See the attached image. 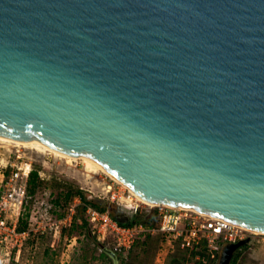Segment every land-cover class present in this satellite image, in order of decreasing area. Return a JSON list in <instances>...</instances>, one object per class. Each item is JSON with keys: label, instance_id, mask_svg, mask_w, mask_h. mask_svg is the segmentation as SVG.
<instances>
[{"label": "water", "instance_id": "water-1", "mask_svg": "<svg viewBox=\"0 0 264 264\" xmlns=\"http://www.w3.org/2000/svg\"><path fill=\"white\" fill-rule=\"evenodd\" d=\"M0 138L264 233V0H0Z\"/></svg>", "mask_w": 264, "mask_h": 264}, {"label": "rangeland", "instance_id": "rangeland-1", "mask_svg": "<svg viewBox=\"0 0 264 264\" xmlns=\"http://www.w3.org/2000/svg\"><path fill=\"white\" fill-rule=\"evenodd\" d=\"M26 166L31 167V171H38L44 181L42 189L35 196L27 194L21 204L16 198L11 199L8 189L13 191V188L20 185L26 186L27 192L28 178L22 174L18 180L11 182L12 185H6L18 168ZM66 184L82 190L88 200L97 204L106 206L107 203L131 215L135 214L137 209V214L143 220L155 213L153 204L139 201L106 173L89 168L83 159L69 161L51 151L39 150L34 146L0 141V201L3 196L7 200L4 217L10 225L18 226L19 220L29 214L28 232L8 240L0 238V264H114L110 257L107 259L102 255V245L116 252V242L113 238L99 240L91 225L88 226L91 238L83 234L80 228L73 237L63 235L62 229L71 226L82 202L80 198H76L65 217H59L63 210L56 208L53 201L60 192L58 186ZM114 194L117 196L115 200ZM112 216L115 218L113 214ZM82 217L88 219L86 213H82ZM82 224L83 220L79 218L77 225ZM243 236L245 240L251 238V242L247 244L248 249L243 251L238 264H264V233L244 231ZM162 243L154 244L148 252H145L142 246L132 255L121 252L125 261L121 262L118 256V264H168L174 255H186L189 261L187 264H193L194 260H197H193L190 251L182 249L179 243L175 248H171L170 244L162 246ZM224 248L225 246L221 248L219 256Z\"/></svg>", "mask_w": 264, "mask_h": 264}, {"label": "built area", "instance_id": "built-area-1", "mask_svg": "<svg viewBox=\"0 0 264 264\" xmlns=\"http://www.w3.org/2000/svg\"><path fill=\"white\" fill-rule=\"evenodd\" d=\"M31 172L29 166L18 168V171L7 182L6 186L9 187L11 182L18 180L22 174L29 178ZM17 183L16 185H18ZM8 191L11 199L16 198L18 202L23 204L27 195L26 186L20 187L19 185V187L13 188V191L11 189H8ZM116 197V194H114L113 200ZM0 203H2L0 206V238L8 240V238L18 234L22 236L23 233L17 231V226L10 225L4 217L7 205L4 196L1 198ZM152 207L155 208L154 211L158 217V226L151 229H148L142 222L122 224L109 211L100 212L92 206L87 208L86 214L98 239L113 238L118 249L124 253H128L138 238L146 232L161 235L163 238L162 246L170 244L171 248H175V245L179 243L182 249L193 251L198 250L201 244L206 241V247L210 252L220 253L222 247L245 240L243 232L248 231L243 227L227 223L224 219L203 215L191 209L175 208L167 205ZM137 211L136 209L134 213L138 216Z\"/></svg>", "mask_w": 264, "mask_h": 264}, {"label": "trees", "instance_id": "trees-1", "mask_svg": "<svg viewBox=\"0 0 264 264\" xmlns=\"http://www.w3.org/2000/svg\"><path fill=\"white\" fill-rule=\"evenodd\" d=\"M43 181L44 180L41 178L39 172L36 170H32V172L28 178V182H27V194H28V196L29 195L35 196L38 193V191H40L42 189ZM58 189L60 190V192L53 202H54V205L56 208L63 210V212L59 215L60 218L65 217L66 213L70 210L71 205L73 204V202L76 198H80L82 201L81 204L78 206L77 214L74 216V219L71 223V226L69 228H65V229L63 228L62 229L63 235L64 236L67 235L68 237H73V234L76 233L78 228H80L83 230L82 231L83 234H85L87 237L91 238L92 236L90 234V228L88 227L91 224L88 221V219L85 220V218L82 217V213L83 214L86 213V210L89 206L94 207L95 209H97L100 212H106V211H109L107 206L102 205V204H97L91 200H88L82 190L75 188L71 185L66 184V185L58 186ZM79 218L83 220V224L80 226L77 225V220ZM28 220H29V214L28 213L25 214V216L19 220V225L17 226V231L19 233H26L29 231V221ZM137 222L138 223L142 222L145 224V226L148 229H151L153 227L158 226V217H157L156 213H154L147 220H143L142 217L138 215L137 219L134 221V223H137ZM162 241H163V238L161 235L152 234L151 232H146L138 238L135 245L128 252V254L131 253V255H132L133 253H135L137 248L140 246H142V249H144L145 252H148L149 249L154 247V244L157 245V244L161 243ZM206 245H207V242L204 241L198 250L190 251V257L193 260L197 259V260H194L193 264H218L219 259H220V256H219L220 253L219 252H210L208 250V248L206 247ZM114 249L118 253L119 259L122 260L121 262H124L125 260L121 255L122 251L118 249L116 244H115ZM246 249H248L247 246L241 248L235 254V257L233 258L231 264H238L243 251ZM188 252H186V253H188ZM102 255L104 257H106L107 259H109V256L107 254L102 253ZM187 263H189V261H188L186 255H183V256L180 255L179 257L174 255V256H172V258L168 262V264H187ZM121 264H123V263H121Z\"/></svg>", "mask_w": 264, "mask_h": 264}, {"label": "bare ground", "instance_id": "bare-ground-1", "mask_svg": "<svg viewBox=\"0 0 264 264\" xmlns=\"http://www.w3.org/2000/svg\"><path fill=\"white\" fill-rule=\"evenodd\" d=\"M0 141H4V142H13V143H17V144H23L24 146H34L36 147L37 149L39 150H46V151H51L53 153H55L56 155L58 156H61L63 158H66V159H69L70 160H77V159H83L85 161V163L87 164V166L91 169H94V170H100L104 173H106L109 177H111L113 180H115L116 182L120 183L121 185H123L126 189H128L130 191L131 194H133V196H135L139 201L143 202V203H146V204H152L150 202H147L145 201L140 195H138L131 187H129L126 183H124L123 181H121L120 179L116 178L115 176H113L111 174V172L109 170H107L106 168H104L100 163L90 159V158H84V157H71V156H68L66 154H63L59 151H56L54 149H51L37 141H31V142H28V143H18V142H15V141H11V140H8V139H5V138H0ZM92 171V170H91ZM154 206L158 205V204H153ZM195 211V210H193ZM198 212V211H196ZM198 213H201V212H198ZM203 214V213H201ZM203 215H207V214H203ZM214 217V216H212ZM225 222L227 223H231V224H234L232 222H229V220H226L224 219ZM236 225V224H234ZM238 226V225H237ZM241 227V226H240ZM248 231H251L253 233H261L259 230H255V229H250V228H244Z\"/></svg>", "mask_w": 264, "mask_h": 264}, {"label": "flooded vegetation", "instance_id": "flooded-vegetation-1", "mask_svg": "<svg viewBox=\"0 0 264 264\" xmlns=\"http://www.w3.org/2000/svg\"><path fill=\"white\" fill-rule=\"evenodd\" d=\"M106 206H108V210L110 213H112L114 216H119L120 218H122V220H129L127 224H131V223H134V221L137 219V215L136 214H129L128 212H126L125 210H122L120 208H113L112 205H107L106 203Z\"/></svg>", "mask_w": 264, "mask_h": 264}]
</instances>
